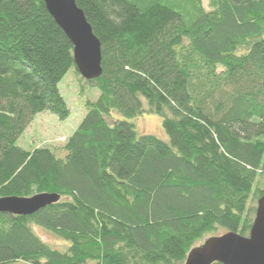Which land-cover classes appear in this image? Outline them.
<instances>
[{"label": "trees", "instance_id": "16d2710c", "mask_svg": "<svg viewBox=\"0 0 264 264\" xmlns=\"http://www.w3.org/2000/svg\"><path fill=\"white\" fill-rule=\"evenodd\" d=\"M75 3L101 45L92 81L42 0H0V198L59 196L0 213V264H184L205 236H247L264 195V0ZM70 69L98 99L60 153L22 148L36 115L67 119ZM145 114L169 142L127 121Z\"/></svg>", "mask_w": 264, "mask_h": 264}, {"label": "water", "instance_id": "95a60500", "mask_svg": "<svg viewBox=\"0 0 264 264\" xmlns=\"http://www.w3.org/2000/svg\"><path fill=\"white\" fill-rule=\"evenodd\" d=\"M48 14L73 47L76 71L86 80L102 75L101 45L75 0H42ZM57 194L41 193L30 198H0V213L31 216L57 203ZM264 264V195L256 202L247 236L226 232L206 238L187 254L184 264Z\"/></svg>", "mask_w": 264, "mask_h": 264}, {"label": "rangeland", "instance_id": "374dc122", "mask_svg": "<svg viewBox=\"0 0 264 264\" xmlns=\"http://www.w3.org/2000/svg\"><path fill=\"white\" fill-rule=\"evenodd\" d=\"M57 90L68 108L69 115L67 119L60 121L56 116L46 112L36 115L19 141V145L22 148L30 150L34 147H48L60 153L66 139L82 120L85 114V104L87 102L94 103L99 96V92L81 81L73 69H70L57 84ZM116 120L123 121L126 119L115 113L113 121ZM127 121L134 124L138 135H152L164 142H169L168 136L162 128V121L157 115L145 114ZM250 206L256 207V202L253 204V201H250ZM33 230L44 243L52 248L63 251L65 247H68V242L62 241V239L46 230L37 227H33ZM216 234L220 235L222 231H218ZM208 237L205 236L197 245ZM12 264L21 263L15 262Z\"/></svg>", "mask_w": 264, "mask_h": 264}, {"label": "bare ground", "instance_id": "6f19581e", "mask_svg": "<svg viewBox=\"0 0 264 264\" xmlns=\"http://www.w3.org/2000/svg\"><path fill=\"white\" fill-rule=\"evenodd\" d=\"M68 40V39H67ZM69 41V40H68ZM77 74L80 76V74L77 72ZM80 78L82 79V80H84L81 76H80ZM84 81H86V80H84ZM90 81H92V80H90Z\"/></svg>", "mask_w": 264, "mask_h": 264}]
</instances>
